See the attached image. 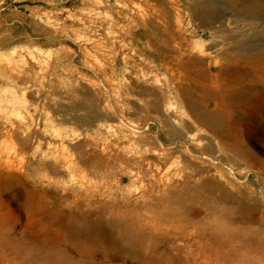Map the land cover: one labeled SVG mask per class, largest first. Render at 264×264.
Here are the masks:
<instances>
[{
  "label": "rangeland",
  "instance_id": "rangeland-1",
  "mask_svg": "<svg viewBox=\"0 0 264 264\" xmlns=\"http://www.w3.org/2000/svg\"><path fill=\"white\" fill-rule=\"evenodd\" d=\"M191 3L0 0V264H264V65H228L227 156L205 173L154 108L217 140L182 92L215 109L209 76L238 42L264 56V19L216 33ZM183 39L202 67L172 68Z\"/></svg>",
  "mask_w": 264,
  "mask_h": 264
},
{
  "label": "bare ground",
  "instance_id": "bare-ground-1",
  "mask_svg": "<svg viewBox=\"0 0 264 264\" xmlns=\"http://www.w3.org/2000/svg\"><path fill=\"white\" fill-rule=\"evenodd\" d=\"M225 1L232 3L233 5L232 9H229L223 5H220L215 0H191L192 3H191L190 9L194 17L200 18L203 25L213 28L216 33L224 29L225 25L227 24L226 20L228 19L229 15H231L235 21L242 20V19H247V20H263L264 19V0H225ZM172 10H173V7H172ZM217 22H219V24L215 26ZM176 27L178 29L180 25L176 24ZM184 42L185 40L183 39V41L181 40L179 44L177 43L179 45L178 46L179 49L177 51V55L172 57V68H181V69L190 70L196 67H200V66L202 67L204 63V56L206 55V52L204 49V43H200V45L188 44L187 46H185ZM173 44H172V49L174 46ZM252 49L253 48L247 47L246 45H243V44H239L238 42V44L236 45V50H234L233 52L226 50L224 52L223 58L226 59L227 61L226 63L222 65V68L220 69L219 73L214 74L215 77L209 76V78L211 79L213 83L222 85V88L217 93L213 94L214 97L218 100L217 106L215 109L211 110L210 106H208V104L206 105L203 99L196 97V95L192 93V89L190 87H186L182 92L184 101L187 103L189 110L196 117L197 121L200 124L206 125L214 134H216L220 138V140H218L219 139L218 137H217L218 139L216 140L208 135L207 136L202 135V133L193 131V126L189 120L182 118L181 116H178L175 113L170 114L168 112V109L167 110L163 109L160 103L155 101L154 108L156 109V111L163 112V114L166 116L168 120V123L170 122L169 124L171 125L170 127H171V132H172V144L174 143L177 144L176 151H179L181 153L180 155H182V160H183L182 163L184 164V167H188V169L189 168L193 169V172H197V174H202V173H205L211 170V167H213V165L217 164L219 161L223 160L225 156H227L226 146H228L229 144L228 143L229 141L226 140V137H227L226 129H227L228 111H229L228 105H229V100L231 97L230 93L232 90L234 91L233 88H235L236 86L235 84L229 81V76L227 75L229 71L228 65L230 64V62L237 63V62L243 61V62L251 63L253 66L255 65L263 66L264 56H260L255 53L251 54L249 51H252ZM194 51H196L198 54L194 55L193 54ZM188 78L189 79L191 78L189 74H188ZM19 121L17 123L18 125L17 129L15 128L16 129L15 131H18V133L24 136L26 130L25 128L23 130V127L27 125ZM172 149H175V148H172ZM173 153L174 151H172V154ZM169 155L171 156V153L169 154L168 151L164 152L161 155L157 156L156 160L160 163H166L169 160L168 159ZM227 159L230 160V158H227ZM144 160H145V157H141L140 159L139 158L135 159L137 163L138 162L141 163ZM151 165L150 167L152 169L153 167ZM155 165H156L157 170L162 168V166H160L159 163H155ZM216 169L217 171L215 169L214 170L219 173L221 178L224 179L225 184H228L227 187L229 186V184H231L230 186H232L233 185L232 182L234 180L232 181L229 178V176H226L225 175L226 173L223 172L221 169H218V167H216ZM230 177L233 178L232 176ZM217 183L218 182H216V185H218ZM214 184L212 183L211 186H214L216 188V185ZM233 186H235V184ZM235 187H232V188L235 189ZM225 188L223 189L224 192L226 191Z\"/></svg>",
  "mask_w": 264,
  "mask_h": 264
}]
</instances>
